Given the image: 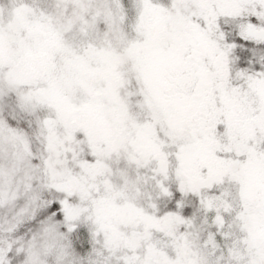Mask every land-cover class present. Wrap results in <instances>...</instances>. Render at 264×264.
Masks as SVG:
<instances>
[{"label":"snow or ice","instance_id":"obj_1","mask_svg":"<svg viewBox=\"0 0 264 264\" xmlns=\"http://www.w3.org/2000/svg\"><path fill=\"white\" fill-rule=\"evenodd\" d=\"M0 264H264V0H0Z\"/></svg>","mask_w":264,"mask_h":264}]
</instances>
